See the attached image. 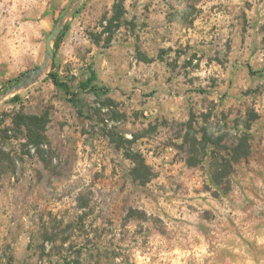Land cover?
<instances>
[{"label":"rangeland","instance_id":"374dc122","mask_svg":"<svg viewBox=\"0 0 264 264\" xmlns=\"http://www.w3.org/2000/svg\"><path fill=\"white\" fill-rule=\"evenodd\" d=\"M235 6L238 30H264V0ZM68 57L8 94L43 61L0 79V264H264V67L238 105L178 121L148 83ZM17 113L47 116V141L27 144Z\"/></svg>","mask_w":264,"mask_h":264},{"label":"crops","instance_id":"0c3cea01","mask_svg":"<svg viewBox=\"0 0 264 264\" xmlns=\"http://www.w3.org/2000/svg\"><path fill=\"white\" fill-rule=\"evenodd\" d=\"M70 1L0 0V79L44 60L45 37ZM235 3L82 0L55 42L54 57L64 53L72 57L76 71L88 65L95 70L100 66L93 63L98 49L114 52L100 66L113 68L114 74L102 75L100 81L124 83L128 73L132 83H148L156 97L174 100L172 120L188 121L194 113L199 119L222 96L226 101L222 106L219 102L218 109L246 99L243 89L258 79L252 68L264 67V30H238ZM99 33L103 38L109 35L107 48L102 47L104 40L98 44L93 39ZM128 52L133 67L126 73ZM143 93L139 86L134 96Z\"/></svg>","mask_w":264,"mask_h":264},{"label":"water","instance_id":"95a60500","mask_svg":"<svg viewBox=\"0 0 264 264\" xmlns=\"http://www.w3.org/2000/svg\"><path fill=\"white\" fill-rule=\"evenodd\" d=\"M82 0H74L65 13L59 18L56 22L53 29L49 32L46 37V51L43 62L36 68H33L29 72L23 74L20 77V81L15 86L8 89L7 94L14 88L18 89L21 87H27L30 84L38 81L42 75L47 71L50 66L52 59L54 58V44L61 33L62 28L64 27L67 20L72 16L77 7L80 5Z\"/></svg>","mask_w":264,"mask_h":264},{"label":"trees","instance_id":"16d2710c","mask_svg":"<svg viewBox=\"0 0 264 264\" xmlns=\"http://www.w3.org/2000/svg\"><path fill=\"white\" fill-rule=\"evenodd\" d=\"M50 75L58 86L64 87L67 92L71 91L69 84L65 81H61L57 74L50 73ZM83 85L85 86L87 84H83ZM15 118H16V124L18 125L19 128L24 126L28 130L29 141L27 144H31V143L38 144V143H42V141L43 142L47 141V136L45 134L48 123L47 116H42L37 114L17 113ZM35 126L39 128L38 130L39 132L37 131V133L36 130L34 129Z\"/></svg>","mask_w":264,"mask_h":264}]
</instances>
